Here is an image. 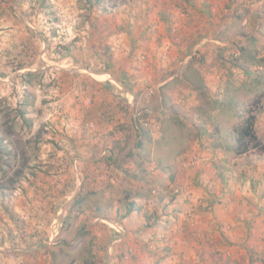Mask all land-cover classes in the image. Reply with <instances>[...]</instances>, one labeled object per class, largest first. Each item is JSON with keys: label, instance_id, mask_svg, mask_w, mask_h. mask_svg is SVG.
<instances>
[{"label": "rangeland", "instance_id": "obj_1", "mask_svg": "<svg viewBox=\"0 0 264 264\" xmlns=\"http://www.w3.org/2000/svg\"><path fill=\"white\" fill-rule=\"evenodd\" d=\"M189 45L188 66L171 69L187 57L175 48ZM215 73L223 76L220 84L206 85ZM263 83L264 0H0V138L10 150L5 171L0 166V187L6 186L0 238L15 241L16 234L22 241L36 233L29 223H50L51 231L59 230L54 264H201L202 256L211 264H218L212 256L226 257L223 264H264ZM188 94L193 105L184 102ZM250 114L261 146L251 143L236 161L229 187L242 192L239 208H252L248 215L242 211L244 218L259 222L252 233L241 230L253 240L238 248L232 239L200 244L193 229L200 219L190 211H164L157 197L203 190L202 181L187 178L205 174L207 165V176L220 173L206 160L189 164L184 155L202 140L191 136L195 125L234 127ZM134 119L148 134L142 158L129 155L142 137ZM117 145L125 146L118 155L122 166L99 159ZM158 158L163 164L156 169ZM253 163L263 166L258 186L242 181ZM172 170L179 182L171 181ZM151 174L160 180L152 192L143 186ZM128 190L142 209L121 222L104 218L125 212ZM80 191L89 197L74 214L69 205ZM185 196L177 204L184 206ZM151 212L159 222L143 227ZM22 221L28 230L18 225ZM47 231L39 229L38 236Z\"/></svg>", "mask_w": 264, "mask_h": 264}, {"label": "crops", "instance_id": "obj_2", "mask_svg": "<svg viewBox=\"0 0 264 264\" xmlns=\"http://www.w3.org/2000/svg\"><path fill=\"white\" fill-rule=\"evenodd\" d=\"M199 47L200 46H195L194 48L200 49L201 47L200 48ZM188 48L191 49L192 47H190V45L189 46H177L174 52L175 53L179 52L180 55L184 54L187 56L189 54ZM179 49H181V51ZM188 58L189 56H187L186 59L183 61H186ZM177 62H179V60L178 61L175 60V64L171 66V69L181 70L182 68H184L183 66L185 65L186 67L188 66V63L190 62V60L186 62H182L183 63L182 65L180 63L181 61L179 63ZM243 65L247 68L249 67L246 64H243ZM159 67H162V66L159 65ZM100 73L101 72H99L98 74ZM213 75L214 76L208 82H205L206 85H213V82H218V81L219 82L216 84L218 85L220 84V82L223 79V76L219 73H215ZM100 76H104V75H100ZM106 79L108 78H104L101 81L106 80ZM215 79L216 81H214ZM171 80H172V77H169L167 80H164V82L162 81V83H165ZM260 85H264V83ZM205 89L207 90L206 87ZM262 89L263 90H259V91L261 94H264L263 92L264 88ZM223 92L226 93V86L223 87ZM183 98H185V95L183 96ZM186 101L188 102V105L192 104L190 94H188L184 102ZM227 119L231 120L232 117L228 116ZM201 138L202 140L200 142H194L193 145L190 147V149H188L186 153H184V155L188 158L189 164L194 163L199 166L200 164L204 162V160H206L205 162L208 163L209 165L211 164V165L216 166L217 168L216 171H220L221 174L219 173L215 177L207 176L206 170L209 167L207 165V167H205V170H204L205 174H203L202 171L201 172L197 171L194 174V176L187 178L188 183H194V182L201 183L202 181L203 184H200V185L203 188V190H198V192L196 193L194 192L188 197L185 196L187 192H183V191L178 192V194L175 197L174 202L168 206L167 212H171L172 214L178 216V214H181V213L183 214L184 212L190 211V213L194 214V216L192 217H196L197 220L199 218L200 225L198 226V228H193V229L199 230L197 240L200 244H204L206 243V241H211L214 243H222L223 241L229 242L230 239H232L234 241V245L236 246V248H238L239 247L238 244H241L242 241L247 240L249 242L250 240H253L251 239V237L247 239L246 234L245 236H243L244 233H242L241 230L245 229V227H248L249 230L247 231H249V233H252L250 231L255 229L254 225L259 223V222L256 223L254 219L244 218V216L242 215V211L248 215L249 213L248 211L251 210L252 208H246L241 205L239 208L237 206L238 202L240 201L241 203L244 200L243 195L241 194L242 192L237 191V187L235 186L229 187V185L232 184L231 182L232 175H234L236 171L235 169L236 161L242 159V157H246L247 154L238 155L236 153L237 136H236V133L234 132L233 125H230V124H226L225 126L224 125H220V126L219 125H215V126L208 125L205 128L203 135L201 134ZM109 148L110 150L114 149L112 148V146H109ZM171 157L173 158L175 156H171ZM258 157H261V156H258ZM174 161L176 163V160ZM223 166H226L228 168H225ZM262 167L261 165L259 166V164L253 163L250 166L251 169L248 171L249 173L247 174L244 172V174L242 175L244 178L242 181L244 182L247 180L249 185L253 184L254 186H258L259 179H261L263 176L261 175V177H258L259 174L256 172L261 171ZM222 173H224V175ZM235 182H236V178H235ZM63 193L66 194V191H64ZM244 195H248V193H245ZM250 195L252 197L253 193L250 192L247 197H249ZM64 196H67V194ZM183 196H185V201H187V203L183 204L184 206H181L177 204V201H179V199L182 198ZM29 224H30L29 226L31 227V229L36 231V233H34L33 235L34 237L32 238L25 237L22 241H20L18 240L19 236L16 234L14 235L15 241H10L8 238V235L4 236L3 238H0V259H5L7 261H10L12 264H54V262L57 263L56 261L58 260V256H59L57 252L59 251L58 250L59 248L58 246H56L58 244L54 240L56 236L59 234V230L54 229L51 231L50 223L47 224L43 222H38V223H35L34 225L33 224L31 225V223ZM43 228L44 229L46 228V230L48 231L47 233L41 232L42 237H40L38 236V230L43 229ZM187 228L188 227L186 226L185 229ZM9 229L10 228H8V230ZM25 229L28 230L27 225L25 226ZM1 231H3V234L2 233L1 234L4 235L5 231L0 228V232ZM213 232L214 234H211ZM210 235H213V237ZM251 246L252 244L249 247ZM242 253L245 259L248 260L249 257L246 258V252H242ZM199 255H201V253H199ZM221 258L226 259V257H223V256H220V257L212 256V260H215V261L217 260L218 264H223L222 262L224 261H221L220 260ZM201 259L202 261L198 263L211 264L210 258H206L202 256ZM238 259L239 261L241 260L240 258ZM250 262H251V259L248 263ZM178 263L183 264L182 261L180 260ZM0 264H6V263H0Z\"/></svg>", "mask_w": 264, "mask_h": 264}, {"label": "trees", "instance_id": "obj_3", "mask_svg": "<svg viewBox=\"0 0 264 264\" xmlns=\"http://www.w3.org/2000/svg\"><path fill=\"white\" fill-rule=\"evenodd\" d=\"M96 3L98 4H101L103 3V0H95ZM169 16V15H167ZM238 64V63H237ZM242 65V64H241ZM243 69L245 70H248L249 68L245 67L244 65L241 66ZM248 72V71H247ZM249 73V72H248ZM193 86V84H191ZM193 88H196L197 87H193ZM202 88V89H201ZM201 91L204 93V94H207V90L201 86ZM209 94V92H208ZM25 106L27 107V104H25ZM19 114H20V117H22V120L26 121L27 117H26V111L22 108L19 109ZM178 114V113H177ZM255 121H256V116L254 114H250L248 115L245 120L242 122V124L240 125H236L234 126V129L235 131L237 132V148H236V151L238 154H248L249 150H250V144L252 143L254 147H258V146H261V142L260 140L258 139L256 133H255V130H254V126H255ZM28 122V121H26ZM134 124L135 126L137 125L138 129L140 130L139 132V135H142L141 139L138 140V142L136 143V150H132L129 155L130 156H137L138 158H142L141 156V153L143 150H145V138L146 140L148 139V134L145 132V130L141 129V127L139 126V124L137 123V120L134 119ZM28 125H31L30 122H28ZM197 126V127H196ZM121 131H123L125 134H126V130H128V128H126V126L124 125H121L120 128H119ZM205 131V127L204 126H201V125H195V127L193 128L192 130V138H198V137H201V134L203 135ZM190 133V132H189ZM124 134V135H125ZM145 137V138H144ZM4 140L2 138H0V166L4 169H6V167L8 166L6 164V160H5V157L7 156V154H9L10 150L8 148V146L6 144H4L3 142ZM116 141H119V140H116ZM115 148L114 149H107L108 151H106L108 153V155H104V153H100V157L99 159L102 160V161H110V163L112 164H115L116 166H119L121 164H119L120 162V159L118 157L119 155V152H120V149L123 150L125 148L122 147L121 145H117V146H114ZM115 149L118 150V152L115 153ZM106 150V149H105ZM105 152V153H106ZM157 164H156V169L158 168H162V160H160L159 162V158L157 159ZM122 166V165H121ZM168 167L166 166L165 167V170H167ZM171 169H172V166H171ZM173 174L171 176V181L173 182H179L180 179H181V175L179 174L178 171L176 170H172ZM16 174L19 175H22L24 174L23 172V169H20L16 172ZM138 177V176H137ZM156 175L154 174H151L149 178H143L144 181H145V185H143L144 187L145 186H148V188L150 189V191L152 192L154 190V188L157 186L156 185H153V183H159V181L156 179ZM161 178V177H160ZM159 178V179H160ZM140 179V177H138V180ZM15 181V180H13ZM139 183V182H138ZM161 183V182H160ZM1 187H3V189H5V185L4 184H1ZM0 187V191L2 190V188ZM71 187H73V191H75V186L71 185ZM167 187V186H166ZM168 187H169V184H168ZM177 192H180V190H178ZM3 194V193H2ZM132 190H128L127 191V194H126V198H125V212L123 213H120L119 215H117V218L116 217H113L111 216V214H105L103 215L104 218H107V219H110L112 221H123L124 218H127L129 216H131L134 212H137V211H140L142 209V207L140 205H138L137 201L135 200V198L133 197L132 195ZM178 193L174 192L171 194L170 198L168 200L167 197L163 194V195H158L157 199L160 200V202H163L162 203V209L164 211L167 212V208L168 206L174 202V199L176 197ZM3 198L6 197V195L4 194L2 196ZM89 197V192H78V194L76 195L75 199L72 201V203L69 205V211L71 212H75L76 210H82L83 208V204L86 203V200L87 198ZM131 197L134 198V200H131ZM8 210V213L10 215V218L12 220H17V214L16 212H13L10 210V208H6ZM123 208H120L118 210H121ZM148 210V209H147ZM101 211V208H97L96 209V213H100ZM102 211H106V210H102ZM162 212V211H161ZM154 212H151V213H148V215H146V222L145 224L143 225V227H147V226H152V227H155L158 219H159V214H152ZM156 213V212H155ZM158 213V212H157ZM75 214V213H74ZM88 224V223H87ZM85 224L82 228L81 231H86V225ZM21 228H24L25 229V223H20L18 224ZM143 229V228H142ZM65 243V241H63Z\"/></svg>", "mask_w": 264, "mask_h": 264}]
</instances>
